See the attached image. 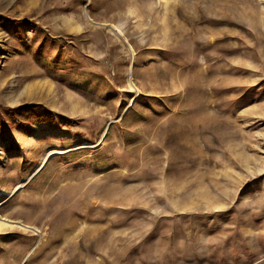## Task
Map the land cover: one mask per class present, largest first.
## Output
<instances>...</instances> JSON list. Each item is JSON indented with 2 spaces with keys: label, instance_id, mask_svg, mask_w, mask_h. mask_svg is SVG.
Instances as JSON below:
<instances>
[{
  "label": "rangeland",
  "instance_id": "obj_1",
  "mask_svg": "<svg viewBox=\"0 0 264 264\" xmlns=\"http://www.w3.org/2000/svg\"><path fill=\"white\" fill-rule=\"evenodd\" d=\"M263 84L264 0H0V264H264Z\"/></svg>",
  "mask_w": 264,
  "mask_h": 264
},
{
  "label": "trees",
  "instance_id": "obj_2",
  "mask_svg": "<svg viewBox=\"0 0 264 264\" xmlns=\"http://www.w3.org/2000/svg\"><path fill=\"white\" fill-rule=\"evenodd\" d=\"M261 93L264 94V84L261 86ZM2 107L5 110H7L13 117H15V114L17 113V111H21L25 107H32L35 109H32V111H30V113L32 114V116H34V118L38 122L56 123L58 121H62L63 124H65V125H69L71 122V119H69L68 117L53 113L41 105H35L34 106V105H25L24 104V105L15 106V107H11V106H2ZM15 124L17 126H22L26 130V127H24L26 123L22 122L21 120H16Z\"/></svg>",
  "mask_w": 264,
  "mask_h": 264
},
{
  "label": "bare ground",
  "instance_id": "obj_3",
  "mask_svg": "<svg viewBox=\"0 0 264 264\" xmlns=\"http://www.w3.org/2000/svg\"><path fill=\"white\" fill-rule=\"evenodd\" d=\"M4 225H5V223L3 221H0V228L3 227ZM79 244H81V243H79Z\"/></svg>",
  "mask_w": 264,
  "mask_h": 264
}]
</instances>
